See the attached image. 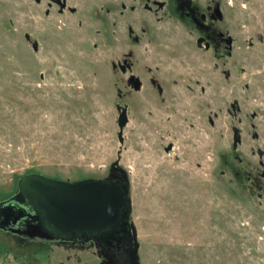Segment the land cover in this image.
Wrapping results in <instances>:
<instances>
[{
    "label": "rangeland",
    "instance_id": "374dc122",
    "mask_svg": "<svg viewBox=\"0 0 264 264\" xmlns=\"http://www.w3.org/2000/svg\"><path fill=\"white\" fill-rule=\"evenodd\" d=\"M210 1L234 40L225 67L146 0H67L76 13L63 15L45 0H0V202L27 174L105 179L117 162L139 264H264V0ZM10 249L0 234V264H14Z\"/></svg>",
    "mask_w": 264,
    "mask_h": 264
},
{
    "label": "flooded vegetation",
    "instance_id": "af4514ba",
    "mask_svg": "<svg viewBox=\"0 0 264 264\" xmlns=\"http://www.w3.org/2000/svg\"><path fill=\"white\" fill-rule=\"evenodd\" d=\"M45 1L47 7L50 10L56 8L59 15H63L66 11L72 14L76 13L75 8L68 6L67 0ZM198 1L173 0L171 5L164 2V6L159 8L155 4L158 1L146 0L144 8L154 16L160 14L159 17H156L158 21L165 18L167 20L174 19L173 21L178 22L186 32L190 27L197 35L195 39L196 50L211 53L217 62L223 63L221 66L225 67L227 59H230L232 55L234 40L232 39L231 49H229L230 46L227 43L229 33L221 26L224 17L222 20L216 19L217 15L213 10L216 3L212 4L210 0L204 3ZM61 4H65L62 11L60 9ZM49 9L45 12L47 16L50 14ZM148 32V28L142 29L144 35L149 34ZM129 37L132 39L135 36L132 33ZM129 62L130 60H127V63ZM134 64L132 62L131 70ZM216 66L217 69H221L219 64L216 63ZM220 71L222 74H229L230 76L228 69L223 68ZM146 72L151 73V69L146 67ZM155 85L158 90V81L155 82ZM159 88L158 93L162 95L164 90L161 86ZM237 134L240 133L237 132ZM113 169L108 177L109 181L122 185L127 180L126 175L124 174L120 178L116 174L118 170ZM16 193L17 185L15 193L2 201L8 200ZM4 206H8V210L5 213L6 218H3L6 220L4 221L5 230H0V234L10 242L11 253L8 255H11L14 264H90L84 260V252H90L91 264H131L132 243L126 233L119 232L114 238L106 239L100 238L94 233L84 235L79 232L54 230L43 225L35 205L25 197H22L20 202H8ZM125 231L128 232L129 227Z\"/></svg>",
    "mask_w": 264,
    "mask_h": 264
},
{
    "label": "water",
    "instance_id": "95a60500",
    "mask_svg": "<svg viewBox=\"0 0 264 264\" xmlns=\"http://www.w3.org/2000/svg\"><path fill=\"white\" fill-rule=\"evenodd\" d=\"M39 3L41 0H35ZM60 0H57L59 2ZM159 8L164 6V2H155ZM220 4L216 3L213 10L216 13V19L222 20L223 14L220 11ZM65 4L60 5L61 11ZM125 7L123 6V9ZM131 10H134L132 7ZM133 31L129 29L131 36ZM134 43L139 42L137 36L132 38ZM231 49L232 38L227 40ZM34 50L37 45H34ZM133 52L129 51L124 55L122 62H118L117 67L122 74L131 72ZM127 60H130L127 63ZM149 71V70H148ZM226 78L229 74L225 75ZM127 86L134 92H139L142 83L138 77L131 74L126 80ZM158 90L160 88L158 86ZM119 113L117 124L119 128L118 140L123 143V129L128 123L127 108L117 106ZM235 110V106L232 105ZM211 122V121H210ZM234 130L235 148L240 143V136ZM171 149L169 145L165 151L168 153ZM117 162L113 163L114 168ZM127 182V180H126ZM25 197L33 203L38 211V216L43 225L57 231L79 232L86 234H97L100 238L112 239L119 232L129 235L132 249L130 251L131 264H139V242L137 239V230L135 225L130 221L131 217V200L129 197V185H117L105 179H84L76 182H67L51 179L43 175L30 173L21 177L17 182V193L8 200L0 202V230H5L3 218H6L8 202H20ZM4 214V215H3ZM3 220V221H1ZM129 227V231H125Z\"/></svg>",
    "mask_w": 264,
    "mask_h": 264
},
{
    "label": "trees",
    "instance_id": "16d2710c",
    "mask_svg": "<svg viewBox=\"0 0 264 264\" xmlns=\"http://www.w3.org/2000/svg\"><path fill=\"white\" fill-rule=\"evenodd\" d=\"M27 172H34V170H30V169H28ZM3 195H4V194H3Z\"/></svg>",
    "mask_w": 264,
    "mask_h": 264
}]
</instances>
